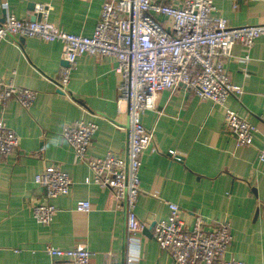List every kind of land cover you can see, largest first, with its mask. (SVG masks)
<instances>
[{"label": "crops", "instance_id": "obj_1", "mask_svg": "<svg viewBox=\"0 0 264 264\" xmlns=\"http://www.w3.org/2000/svg\"><path fill=\"white\" fill-rule=\"evenodd\" d=\"M108 1L0 0V19L6 12L30 21L37 14L32 4L42 5L52 24L89 37ZM213 1L214 16L226 19L230 27L264 24V0ZM156 2L176 4L179 0ZM244 52L236 44L227 65L232 82L242 87L243 94L229 98L225 107L200 100L180 86L161 92L157 111L142 116L143 125L155 131L154 146L159 152L145 151L140 171L142 193L136 213L144 229L138 235L139 264H174L152 238L155 226L168 219L167 202L180 206L189 228L196 215L212 223L227 220L233 241L226 257L264 264V163L258 161L264 146L260 120L264 115V36L256 41L248 64L239 61ZM63 54L59 42L36 38L17 37L0 46V83L38 93L30 109L11 100L4 112L19 146L0 158V264H52L47 246L70 250L79 245L93 253L91 264H125V207L109 189L86 184L90 170L76 160L62 136L64 128L76 121L95 123L98 131L89 156L125 155L127 132L121 128L127 127L128 117L118 111L117 61L88 55L79 58L64 94L57 88L68 66ZM226 108L258 126L253 146L236 149L235 138L225 125ZM52 163L68 173L73 184L68 196L54 200L57 213L46 227L33 218L32 207L45 199V190L35 177ZM83 201L91 203L89 213L77 209Z\"/></svg>", "mask_w": 264, "mask_h": 264}, {"label": "built area", "instance_id": "obj_2", "mask_svg": "<svg viewBox=\"0 0 264 264\" xmlns=\"http://www.w3.org/2000/svg\"><path fill=\"white\" fill-rule=\"evenodd\" d=\"M36 11L42 14L40 22L24 21L8 14L6 22L0 24V46L17 37L62 44L68 66L63 68L57 84L60 92L68 93L79 58L88 55L117 61L118 111L128 117L127 127L121 128L127 132L125 155L109 152L103 158L89 156L98 131L95 123L76 121L64 128L62 136L73 149L76 160L88 166L91 177L86 184L109 189L122 202L127 216L125 264H139L142 249L138 235L144 229L136 213L142 193L140 171L145 151L159 152L154 146L155 131L143 125L142 116L157 111L161 92L174 91L180 86L219 107H225L232 96L240 97L243 89L232 82L227 65L238 43L245 50L239 61L250 62L251 50L264 36V24L230 27L226 19L214 16L213 0H179L176 4L109 0L103 5L94 34L88 37L67 33L52 24L45 6H36ZM37 97L36 91L0 83V158L9 156L19 146V137L4 120L8 102L16 100L30 109ZM224 120L235 138L236 149L253 146L259 133L257 125L229 108ZM260 120L264 124V115ZM258 161L264 163V146L259 150ZM35 183L45 190V199L32 207V216L48 227L57 213L54 200L68 196L73 182L68 173L52 163L36 175ZM167 205L168 219L155 226L152 238L174 264H245L226 257L233 241L227 220L212 223L196 215L189 228L181 217L180 206L170 202ZM77 209L89 213L91 203L79 202ZM45 252L52 258V264H91L93 257L84 245L70 250L47 246Z\"/></svg>", "mask_w": 264, "mask_h": 264}, {"label": "water", "instance_id": "obj_3", "mask_svg": "<svg viewBox=\"0 0 264 264\" xmlns=\"http://www.w3.org/2000/svg\"><path fill=\"white\" fill-rule=\"evenodd\" d=\"M32 9H33V12L36 10V5L35 4H32ZM6 16H7V14H6V12H4L3 18L0 19V24H4L6 22ZM41 17H42V14L41 13H37V14L34 15V17L30 21H32V22H35V21L40 22L41 21ZM144 231H146V229Z\"/></svg>", "mask_w": 264, "mask_h": 264}]
</instances>
